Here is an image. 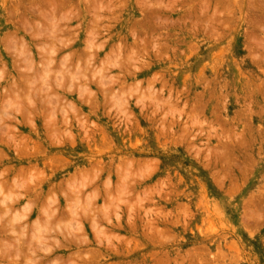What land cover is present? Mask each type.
I'll use <instances>...</instances> for the list:
<instances>
[{"label": "rangeland", "instance_id": "obj_1", "mask_svg": "<svg viewBox=\"0 0 264 264\" xmlns=\"http://www.w3.org/2000/svg\"><path fill=\"white\" fill-rule=\"evenodd\" d=\"M43 255L264 264V0H0V264Z\"/></svg>", "mask_w": 264, "mask_h": 264}, {"label": "bare ground", "instance_id": "obj_2", "mask_svg": "<svg viewBox=\"0 0 264 264\" xmlns=\"http://www.w3.org/2000/svg\"><path fill=\"white\" fill-rule=\"evenodd\" d=\"M22 232V231H21ZM20 240V239H19ZM20 246V245H19ZM21 247V246H20ZM18 248V247H17ZM20 250V249H19ZM25 250V249H24ZM16 252V251H15ZM19 251H18V249H17V252H16V256H18L19 255ZM6 255H8V253H5L4 254V256H6ZM20 257V256H19ZM77 257V256H76ZM50 257L49 256H42L41 258H40V260L38 261V262H36L37 260L35 259V258H31V263L32 264H45L46 263V261L49 259ZM89 259V258H88ZM12 260V259H11ZM82 261V260H81ZM50 264V263H49Z\"/></svg>", "mask_w": 264, "mask_h": 264}, {"label": "clouds", "instance_id": "obj_3", "mask_svg": "<svg viewBox=\"0 0 264 264\" xmlns=\"http://www.w3.org/2000/svg\"><path fill=\"white\" fill-rule=\"evenodd\" d=\"M41 51H43V49H41ZM52 55H55V52H53ZM65 59L67 60V57H66ZM48 67H49V68L51 67V63L48 65ZM49 75H51L50 72H45V75H44V77H43V79L45 80V82L47 81V78H48ZM11 235L15 236L16 233H15V232H12ZM18 258H19V257H17V259H18Z\"/></svg>", "mask_w": 264, "mask_h": 264}]
</instances>
